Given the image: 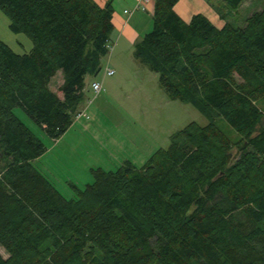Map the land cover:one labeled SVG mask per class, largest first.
Here are the masks:
<instances>
[{
	"label": "trees",
	"instance_id": "1",
	"mask_svg": "<svg viewBox=\"0 0 264 264\" xmlns=\"http://www.w3.org/2000/svg\"><path fill=\"white\" fill-rule=\"evenodd\" d=\"M114 1L0 0L33 43L18 54L0 40V264H264V8L220 29L155 0L134 56L208 124L190 123L141 168L93 169L71 198L35 166L48 149L16 110L53 141L70 130L109 54ZM223 1L235 13L247 0Z\"/></svg>",
	"mask_w": 264,
	"mask_h": 264
},
{
	"label": "rangeland",
	"instance_id": "2",
	"mask_svg": "<svg viewBox=\"0 0 264 264\" xmlns=\"http://www.w3.org/2000/svg\"><path fill=\"white\" fill-rule=\"evenodd\" d=\"M94 1L103 6L108 0ZM212 5L225 14L224 1L212 0ZM125 8L133 10L120 3V12ZM263 8L264 0H247L237 13L239 19L235 27H243L241 19ZM150 28L151 20L144 26L142 34L148 33ZM0 40L18 54L30 53L33 49V43L26 35L15 34L10 30V20L1 9ZM109 47L110 52L112 47ZM119 50L121 55L116 54L117 60H111L108 64L107 56V59H103L101 72L85 80V98L81 106L97 122V126L100 124L96 131L83 134L80 127L74 126L57 143L48 138L22 111L16 110L48 149L35 166L47 173L67 198L74 196L70 184L83 189L94 182L93 169L116 171L127 161L141 168L156 151L167 149L171 137L190 123L201 126L208 124L207 119L193 106L169 99L160 86L159 76L136 60L130 42L122 43ZM107 66L115 71L114 76L106 75ZM95 80L103 87L98 95L91 88ZM62 83L63 75L59 73L53 79L52 88L61 98L63 94L58 88ZM260 107L263 108V104ZM81 112L86 113L84 110ZM0 254L5 259L9 258L2 246Z\"/></svg>",
	"mask_w": 264,
	"mask_h": 264
},
{
	"label": "crops",
	"instance_id": "3",
	"mask_svg": "<svg viewBox=\"0 0 264 264\" xmlns=\"http://www.w3.org/2000/svg\"><path fill=\"white\" fill-rule=\"evenodd\" d=\"M221 1H223V0H221ZM120 3L130 6L131 8H133V10L128 11V9L125 8L122 12H120V10H119ZM105 5L106 4H104L101 7H104ZM113 5H114L115 29H114V32L112 33V36H111L112 42L110 45L112 47V50L108 54V57H109L108 64H109V62H111V60H114V59L117 60V57H116L117 55H121L119 47L122 46V43L130 42V47L133 48V52H134V44H135V42L139 41L145 35V33L142 34L143 28H144V26H146L148 24V22L150 20H151V28L147 32L151 31V29L153 27V14H154V9H155V0H147L145 3L142 0H115ZM140 5L142 6V8L137 9V7ZM242 6L240 7V9L238 11H241ZM223 10L225 11V14L222 13L221 9L218 10V9H216V7L214 5H212V0H179L178 4L175 7V11L185 22H190L192 17L196 14H203L217 28L221 29L226 23H231L232 25L235 26L236 20L239 19V16L237 14L238 12L230 13L226 9H223ZM126 12H129V13H126ZM255 12H257V11H254L253 13H255ZM253 13H251L248 17H250ZM124 15H128V17L124 16ZM246 19H241V24H244ZM118 22H119V24H118ZM119 29H120V32H118ZM104 59H107V57ZM59 73H61V72H58V74ZM63 81H64V79H63ZM95 81H97V80H95ZM95 81H93V82H95ZM52 82H53V80H52ZM52 82L50 84V88L52 89V91H54L52 88ZM61 86H60V88H61ZM60 88H58V89H60ZM54 92H56V91H54ZM83 110L86 112V114H88L87 110L84 109L83 106H80V111H83ZM88 117H89V119L85 118V119H81L79 121H75L74 125L72 127H74V126L80 127L83 134H85L88 131L94 132L97 129H99L98 127H100V124H98V126H97L96 125L97 122L94 119H91L90 115ZM69 131L60 140L64 139L65 136L69 133ZM60 140L57 141V143H59ZM43 158H44V156L39 160H42Z\"/></svg>",
	"mask_w": 264,
	"mask_h": 264
},
{
	"label": "built area",
	"instance_id": "4",
	"mask_svg": "<svg viewBox=\"0 0 264 264\" xmlns=\"http://www.w3.org/2000/svg\"><path fill=\"white\" fill-rule=\"evenodd\" d=\"M142 1H145V0H142ZM139 8H142V6H138L137 9ZM126 13H129V12H126ZM106 75L107 76H114L115 75V71L108 67L106 68ZM91 88L92 90L95 92L96 95L100 94L102 91H103V87H102V84L100 82H93L92 85H91ZM89 119V117L87 116L86 113H83V112H79L76 116V121H79L81 119Z\"/></svg>",
	"mask_w": 264,
	"mask_h": 264
}]
</instances>
